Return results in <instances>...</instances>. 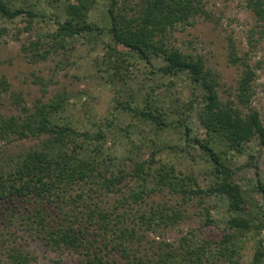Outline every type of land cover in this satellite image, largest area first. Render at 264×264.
<instances>
[{"label": "trees", "instance_id": "16d2710c", "mask_svg": "<svg viewBox=\"0 0 264 264\" xmlns=\"http://www.w3.org/2000/svg\"><path fill=\"white\" fill-rule=\"evenodd\" d=\"M91 7L90 0L66 3L65 18L55 21L51 38L62 46L65 39L103 31L88 22ZM245 7L255 19V33L264 39V0H245ZM205 13L204 0H138L132 7L111 0L106 8L105 31L116 45L147 64L151 65L153 58L160 59L156 71L161 75L184 74L201 90L197 111L205 138L188 141L213 168L214 180L208 189L203 191L191 176L180 177L173 165L156 167L160 159L154 155L145 160L104 152L101 130L91 134L80 131L69 119L61 120L67 107L61 95L46 101L38 98L28 108L21 93L12 92L20 114H0L1 218L21 222L46 247L77 256L82 264H244L246 235L264 229V181L255 185L263 202L256 210L247 202L242 187L233 182L226 157L216 146L224 145L237 153L253 140L264 146V124L251 107L257 68L243 63L234 100L224 102L220 98L216 77L205 62L185 55L169 42L177 27L189 25ZM21 15L29 18L27 25L35 17L31 9L13 8L8 0H0V18L12 20ZM3 34L0 29V39ZM36 46L32 44L29 50L35 49L34 57L44 60L48 51L39 53ZM120 55L110 65L114 75L125 70L123 53ZM230 60L237 63L235 53L230 54ZM9 89L10 84L1 77L0 97ZM179 105L182 109L176 112L175 121L167 119L162 107L147 99L142 109L118 102L120 110L151 125L156 132L175 127L182 129L186 139L190 132L186 117L196 107L192 100ZM22 140L33 143L16 151L4 150ZM165 188L184 196L203 194L225 201L229 218L220 236L198 237L196 231L188 230L174 241H145L149 233L176 226L183 216L181 208L147 204L154 189ZM108 195L113 197L109 205L104 200ZM204 218L205 223L213 222L207 208ZM1 238L2 234L3 242ZM8 252L9 264H28V252L17 247ZM262 257L264 240H259L253 263L259 264Z\"/></svg>", "mask_w": 264, "mask_h": 264}, {"label": "rangeland", "instance_id": "374dc122", "mask_svg": "<svg viewBox=\"0 0 264 264\" xmlns=\"http://www.w3.org/2000/svg\"><path fill=\"white\" fill-rule=\"evenodd\" d=\"M8 1L13 8L31 9L35 17L30 25H27L29 18L26 15L12 20L0 18V29L4 31L0 39V78L4 77L10 84L9 91L1 94L0 114H20V108L11 98L12 92H20L28 108L38 98L46 101L61 95L67 101L61 120L69 119L80 131L91 134L101 130L105 135L104 152L145 160L154 155L160 159L156 167L163 163L173 165L180 177L191 176L203 191L208 189L214 180L213 168L201 151L188 141L193 137L205 138L197 111L201 105V90L184 74L167 77L158 73L160 59L153 58L149 65L116 45L105 31L106 8L111 0H90L88 22L103 31L85 32L65 39L62 46L51 38L56 30L55 21H63L66 3L75 4L76 0ZM137 1L118 0L126 7H132ZM204 3L206 13L193 18L189 25L177 27L169 36V42L185 55L200 57L205 62L216 77L217 91L224 102L234 100L243 63L255 66L257 78L251 107L259 112L264 124V39L255 33V19L245 7V0H204ZM32 44L37 45L39 53L48 51L44 60L34 57L35 49L29 50ZM121 53L125 70L114 75L115 70H111L110 65L121 57ZM231 53L236 54L237 63L231 62ZM146 99L160 105L168 115L167 119L175 121L176 112L182 109L179 104L192 100L196 108L186 117L185 123L190 129L188 138L185 139L182 129L175 127L156 132L151 125L134 119L118 107V102H122L142 109ZM32 143L13 142L4 150L16 151ZM216 147L226 157L233 182L242 187L247 202L258 210L263 202L255 185L257 181H264V146L253 140L241 153L220 144ZM105 199L107 205L113 202L112 195ZM146 202L181 208L183 216L176 226L149 233L145 241L147 238L148 241H174L188 230L196 231L198 237L217 239L229 218L225 201L203 194L184 196L180 191L154 189ZM205 208L210 210L211 223H205ZM27 229L21 222L4 220L0 215L3 241H0V264H9L7 254L11 247L28 252V264H82L77 256L46 247ZM259 240H264V229L246 235L242 263H253ZM145 245L149 244L145 242ZM259 264H264V257Z\"/></svg>", "mask_w": 264, "mask_h": 264}]
</instances>
